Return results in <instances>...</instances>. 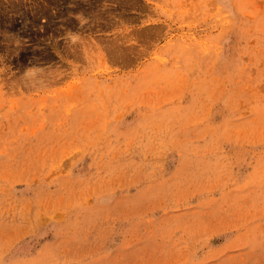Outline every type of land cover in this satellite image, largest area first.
Listing matches in <instances>:
<instances>
[{"label":"rangeland","instance_id":"rangeland-1","mask_svg":"<svg viewBox=\"0 0 264 264\" xmlns=\"http://www.w3.org/2000/svg\"><path fill=\"white\" fill-rule=\"evenodd\" d=\"M0 264H264V0H0Z\"/></svg>","mask_w":264,"mask_h":264}]
</instances>
